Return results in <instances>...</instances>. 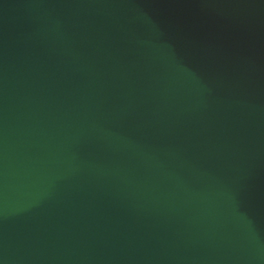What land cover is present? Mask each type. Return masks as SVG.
Listing matches in <instances>:
<instances>
[{
  "label": "water",
  "instance_id": "1",
  "mask_svg": "<svg viewBox=\"0 0 264 264\" xmlns=\"http://www.w3.org/2000/svg\"><path fill=\"white\" fill-rule=\"evenodd\" d=\"M0 264H264V0H0Z\"/></svg>",
  "mask_w": 264,
  "mask_h": 264
}]
</instances>
